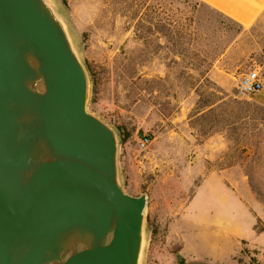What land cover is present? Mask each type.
<instances>
[{
  "label": "rangeland",
  "instance_id": "374dc122",
  "mask_svg": "<svg viewBox=\"0 0 264 264\" xmlns=\"http://www.w3.org/2000/svg\"><path fill=\"white\" fill-rule=\"evenodd\" d=\"M59 2L89 110L122 134L125 190L148 198L145 264H264V15L243 28L198 0ZM252 69L263 89L239 97Z\"/></svg>",
  "mask_w": 264,
  "mask_h": 264
},
{
  "label": "water",
  "instance_id": "95a60500",
  "mask_svg": "<svg viewBox=\"0 0 264 264\" xmlns=\"http://www.w3.org/2000/svg\"><path fill=\"white\" fill-rule=\"evenodd\" d=\"M59 0H0V264H145L147 195Z\"/></svg>",
  "mask_w": 264,
  "mask_h": 264
},
{
  "label": "crops",
  "instance_id": "0c3cea01",
  "mask_svg": "<svg viewBox=\"0 0 264 264\" xmlns=\"http://www.w3.org/2000/svg\"><path fill=\"white\" fill-rule=\"evenodd\" d=\"M243 28L255 24L264 15V0H198ZM191 240L187 241V246ZM188 257H190L189 252ZM192 258H195L193 255Z\"/></svg>",
  "mask_w": 264,
  "mask_h": 264
},
{
  "label": "built area",
  "instance_id": "2783aa9c",
  "mask_svg": "<svg viewBox=\"0 0 264 264\" xmlns=\"http://www.w3.org/2000/svg\"><path fill=\"white\" fill-rule=\"evenodd\" d=\"M263 89V79L255 69L248 70L242 74L236 82V93L239 97H248L259 93ZM151 139L147 136H140L138 144L141 148H146Z\"/></svg>",
  "mask_w": 264,
  "mask_h": 264
},
{
  "label": "trees",
  "instance_id": "16d2710c",
  "mask_svg": "<svg viewBox=\"0 0 264 264\" xmlns=\"http://www.w3.org/2000/svg\"><path fill=\"white\" fill-rule=\"evenodd\" d=\"M120 131V130H119ZM119 134H120V136H121V141L123 140V138H122V134H121V132H119ZM182 262V261H181Z\"/></svg>",
  "mask_w": 264,
  "mask_h": 264
}]
</instances>
